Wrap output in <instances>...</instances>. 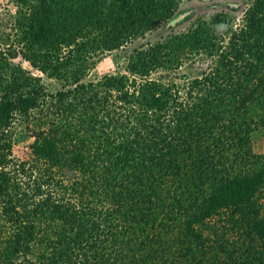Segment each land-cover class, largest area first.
I'll list each match as a JSON object with an SVG mask.
<instances>
[{"label": "trees", "instance_id": "16d2710c", "mask_svg": "<svg viewBox=\"0 0 264 264\" xmlns=\"http://www.w3.org/2000/svg\"><path fill=\"white\" fill-rule=\"evenodd\" d=\"M13 2L15 36L0 47V264H264L253 148L264 0H221L210 18L182 0ZM128 46L125 72L87 79L96 58ZM199 54L215 65L183 95L151 76ZM18 117L46 176L13 156ZM65 171L76 173L67 185L55 176Z\"/></svg>", "mask_w": 264, "mask_h": 264}, {"label": "rangeland", "instance_id": "374dc122", "mask_svg": "<svg viewBox=\"0 0 264 264\" xmlns=\"http://www.w3.org/2000/svg\"><path fill=\"white\" fill-rule=\"evenodd\" d=\"M184 7L193 6L192 18L203 16L210 18L216 11L222 10L218 2L221 0H182ZM200 5V7H199ZM195 6V9H194ZM240 11V7L235 5ZM15 13V4L13 0H0V47H7L10 44L11 39L15 36V30L13 24V15ZM238 18V17H237ZM188 22V20H187ZM185 25V24H184ZM183 25V26H184ZM224 26V27H223ZM219 29V34L222 36H228L224 34L226 26L223 25ZM237 25L234 24L233 28ZM11 35V36H9ZM131 46V45H130ZM132 47H127L124 51H114L112 53L104 54L103 57L96 58L97 60L93 65H91L87 79L91 81H97L106 74L117 73L118 71L125 72L122 64L125 65L126 53L130 52ZM16 62L21 63L25 68L30 69L34 74H41L37 69L33 68L28 61L22 60L20 56L15 59ZM215 65V58L209 57L206 54H199L195 56H189L185 58L183 64L178 69L174 70H158L152 72L153 78L162 77L165 82H174L176 88L178 87L179 92L185 94L187 85L189 81L201 75L202 72L209 71ZM43 83L47 86L50 91H56L62 87L60 81L49 78L43 75ZM51 104V103H48ZM48 106V105H45ZM35 114L39 115V111L36 110ZM14 133V146H13V156L18 162L26 161L28 162L27 167L32 168L35 171L34 175L41 177L47 175L44 162L34 161L31 153L30 144L33 142L34 137L32 136V123H29L22 117H18L11 127ZM253 148L257 153H264V131L259 134L254 135ZM19 171H17L18 178L26 183L29 180L33 184L32 179L30 180L27 175L20 171V168L16 166ZM46 172V173H45ZM57 178H61L63 182L67 185L68 182L72 181L76 177V173L72 171H65L63 173H56ZM30 184V185H31ZM33 187V185H31ZM57 190L61 189L59 186L56 187ZM69 194V192H68Z\"/></svg>", "mask_w": 264, "mask_h": 264}, {"label": "flooded vegetation", "instance_id": "af4514ba", "mask_svg": "<svg viewBox=\"0 0 264 264\" xmlns=\"http://www.w3.org/2000/svg\"><path fill=\"white\" fill-rule=\"evenodd\" d=\"M236 5V4H235Z\"/></svg>", "mask_w": 264, "mask_h": 264}]
</instances>
